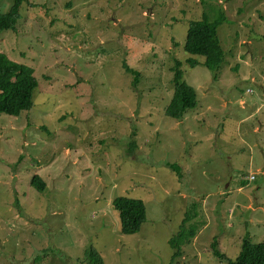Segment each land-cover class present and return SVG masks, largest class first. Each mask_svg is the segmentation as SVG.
<instances>
[{
    "label": "rangeland",
    "instance_id": "obj_1",
    "mask_svg": "<svg viewBox=\"0 0 264 264\" xmlns=\"http://www.w3.org/2000/svg\"><path fill=\"white\" fill-rule=\"evenodd\" d=\"M19 15L0 52L37 86L30 110L0 114V264H89V246L103 264H228L214 240L231 259L264 241V0H22ZM219 15L212 72L184 45ZM178 61L198 100L182 118L164 113ZM121 194L145 207L133 234ZM195 227L173 259L169 238Z\"/></svg>",
    "mask_w": 264,
    "mask_h": 264
},
{
    "label": "trees",
    "instance_id": "obj_2",
    "mask_svg": "<svg viewBox=\"0 0 264 264\" xmlns=\"http://www.w3.org/2000/svg\"><path fill=\"white\" fill-rule=\"evenodd\" d=\"M22 0H12L10 8L5 13H0V35L3 30L14 29L19 19V5ZM223 21L219 15L213 21L207 17L192 20L187 31L185 50L193 55L203 58V65L212 72L217 71L223 62V50L219 43L217 27ZM192 67L199 61L195 58H188ZM125 70L133 74L136 80L138 72L125 66ZM174 90L170 103L164 109L169 116L182 118L188 109L197 107V93L195 88L184 80V71L176 62L173 75ZM37 86L34 70L31 66L10 59L5 53L0 52V114L19 115L20 112L28 111L33 106V92ZM131 150V149H130ZM166 165L174 169L181 176V166L176 162H166ZM31 184L42 190L45 181L37 173L32 175ZM113 207L118 211L120 232L133 234L138 230L139 225L145 217V207L138 198L128 195H116L113 199ZM196 212L194 217H196ZM187 222L192 223L191 214ZM197 233V227L186 231L182 229L169 238L168 243L174 249L172 258L181 255L182 245L192 242ZM178 238V239H176ZM216 241L212 243L213 253L218 258L224 259L228 264H264V241L253 242L250 237L245 236L242 240L240 250L235 259L227 257L219 249L215 248ZM89 264H103V260L94 247L86 249L85 257Z\"/></svg>",
    "mask_w": 264,
    "mask_h": 264
},
{
    "label": "built area",
    "instance_id": "obj_3",
    "mask_svg": "<svg viewBox=\"0 0 264 264\" xmlns=\"http://www.w3.org/2000/svg\"><path fill=\"white\" fill-rule=\"evenodd\" d=\"M253 177H254L253 174H250V175H249V178H253Z\"/></svg>",
    "mask_w": 264,
    "mask_h": 264
}]
</instances>
